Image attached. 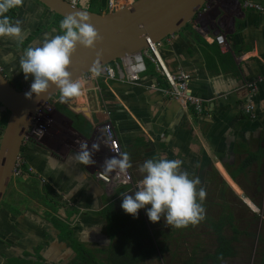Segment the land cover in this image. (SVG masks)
<instances>
[{
  "label": "crops",
  "instance_id": "obj_1",
  "mask_svg": "<svg viewBox=\"0 0 264 264\" xmlns=\"http://www.w3.org/2000/svg\"><path fill=\"white\" fill-rule=\"evenodd\" d=\"M80 1L87 9L94 6V2H99V12L107 11L106 0ZM247 1L261 9L246 8L242 0H213L196 22L182 33L165 39L158 47L169 71L186 75L191 96L203 102L201 115L195 114L191 108H181L175 100L167 98L159 90L164 88V83L144 57L146 73L134 84L101 78L97 82H87L83 78L86 83L82 95L73 98L82 107L71 109L77 121L72 119V122H68H71V127L77 122L76 129L82 134L77 132L79 142L85 148L91 146V153H94L96 148L92 146V139H95L98 148L94 154L98 160H104L109 149L99 130L109 124L115 133L119 153H127L131 160L135 159L134 162L146 160L148 154L155 152L159 145L163 148L160 155L183 161V171L188 162L194 167L198 165V173L208 172L212 170V165L215 168L218 163L226 173V170L233 172L236 164L247 161L257 164L252 162V156L259 155V150L264 148V0ZM95 6L98 7L97 4ZM216 32L224 36L226 51L215 43ZM38 44L37 41L35 45ZM13 53L1 54L0 64L7 67L11 64L15 69L17 62L13 61L16 57ZM5 57L8 59L5 60ZM117 66H121L124 72L122 64L118 63ZM113 69L116 70L114 66ZM6 70L12 71L10 68ZM11 77L17 82L18 75L12 73ZM249 108L252 111L249 112ZM90 126L92 133L84 139L83 135L88 133ZM53 135L57 138L55 145L58 149L72 147L69 141L61 142L63 140L57 133ZM250 145L254 146L255 152ZM46 161L42 159V171L57 196L51 199L53 205L49 204L52 207L49 211L60 210L58 214L76 211L89 213L79 222V226L83 230L88 225V228L96 229L97 217L102 215L98 210L107 203L112 205V202L102 195L93 180L85 178L76 161L72 164L56 163L51 169L47 168ZM224 178L233 185L227 175ZM131 187L123 190L129 191ZM101 188L104 189L103 185ZM49 213L45 217L47 221L51 215ZM109 214L110 218L114 216L112 212ZM106 218L104 216L103 219L107 221ZM4 220L12 222L13 218L6 214L0 222ZM92 220L96 222L95 225ZM19 223L18 236L23 238L28 250L33 248L35 239L38 242L40 238L44 240V234L49 229L43 216L38 214L26 213L20 217ZM4 224L11 225L10 221ZM29 234H34L31 243ZM85 236H78L80 243H96L97 247L93 231ZM50 248L54 250L51 256L54 259L50 260L60 259V262L65 259L67 249L64 244L56 245L55 242ZM46 253L48 258L50 252ZM56 256H59L58 259Z\"/></svg>",
  "mask_w": 264,
  "mask_h": 264
},
{
  "label": "rangeland",
  "instance_id": "obj_2",
  "mask_svg": "<svg viewBox=\"0 0 264 264\" xmlns=\"http://www.w3.org/2000/svg\"><path fill=\"white\" fill-rule=\"evenodd\" d=\"M95 4H97L98 7H96ZM14 7H16V11L14 12V18L11 23L15 24L17 21L20 22L22 39L0 36V55L2 54L5 56L14 52L13 54L16 57L13 61H15V63L17 62V65H13H16L15 69L11 64H8L10 67L2 66V68H10L12 70L8 71L6 76L12 81L13 85L16 83V79L11 76L12 73H15L18 75V82L24 87L30 82L31 76L28 80H25L24 73L20 71L19 60L24 51H21L19 42L25 40L36 26H47L49 22L48 17L45 15L46 9L41 8L34 0H22L21 4ZM98 9L99 2H94V6L88 8V10L93 12H99ZM101 9H104V7ZM3 15L7 16L6 12ZM0 19H2V17H0ZM51 31L52 30H43L41 34L43 37H37L32 41V44L35 45V40L37 39L40 44L45 36L50 37L51 34H55V32ZM57 33L60 34L59 32ZM59 95L60 94L49 102L47 109L44 110L42 108L32 120L24 140L23 151L20 155L19 166L15 175L17 178L12 180L4 201L7 206L11 205L20 209L25 205V207L35 210V205L37 213H49V205H47L48 207L45 206L44 198L51 201V199H55L57 196L52 189V185H49L50 182L47 176L42 171V159L48 160L46 161L48 169L55 167L56 163L60 164L62 162V164H72L73 161H76L77 166L80 167L85 178H87V180H93L102 195H104L107 200L113 202L111 212L114 216L109 220V224L108 221L98 216L97 226H94L96 229L93 227L88 228V225L83 230L79 226V222L81 221L77 215L79 211H76V220L71 225V227H74V238L76 240L78 236L84 238L86 237L85 235L88 236V234L93 231L94 236L97 238V247H95L96 243L80 244V242L76 246L74 238L72 235H69L67 241L70 245L69 243L67 244L70 248L75 247L77 252L67 247L64 256L65 259H61L62 261L60 262L52 260L51 264H71V261L76 257L79 258L77 264H110L109 262L112 261L110 256L118 259V264H122L119 258H125V264H214L213 260L208 259V257L214 254L217 247L212 225L216 223L219 218L228 215L231 216V222L223 224L222 235H224L226 241H229L231 255L233 256L224 257L217 264H261L264 258V148H262V150L260 149L259 155L255 156L257 160L254 159V156L252 158V161L254 160L253 162L258 163H252L250 167H245L244 171L234 180L230 176L231 170H226V173L224 168L218 165L219 163L215 168L212 165V170L208 172L201 171L199 173L198 165H195L197 167L196 169L194 165L192 166L189 165V162L187 163L188 165L185 171L189 174V178H202L200 184L197 185V189L199 190L200 187H203L206 191L205 198L202 201L198 199V202L202 204L204 209L203 219L198 223L176 228L166 225L163 216L158 222H152L146 214L147 209L150 208L151 205H147L145 208L138 210L136 216L129 214L131 218L128 220L124 218L128 215L121 207L123 200L121 193L127 192L128 195L131 193V195L134 196V190H136L138 182L143 178V174L139 172V166L142 165L145 160H141V162L136 160V162H134L135 159H130L132 167L127 170L131 181L130 183L128 182V184L124 186V184L119 183L121 180H115L114 177L116 172L119 171L116 170L112 173H106L102 165L105 158L113 156L118 157L120 153H118V155H112L109 151V153L107 152V154H105L104 160H98L94 154L97 152L98 148L95 139H92V146H96V152L94 151V153H91V146L85 148V145L79 142L77 136L78 133L81 134L76 129L77 122L72 127L70 125L72 119L77 121V117L73 114L74 112H72L71 109L74 110L76 106L82 107V105H80L76 99H71L67 103L60 102ZM0 117L6 121L7 113L1 108ZM36 120H39V122L36 123ZM69 121H71L70 124L68 123ZM37 126L42 127L45 131L43 130L39 133L40 130ZM49 126L51 128H48ZM99 131L103 133L102 129ZM54 133H57V136L63 141H69L72 145V147L66 146L65 151L69 149L68 152L61 151L58 155L55 154L57 138L54 137ZM91 133L92 127L90 126L88 133L83 135V138H89ZM1 134L2 131L0 132V136ZM250 146L252 151L255 152L256 149L254 146ZM83 150L90 152L92 159L95 161L94 164L86 166L79 163L74 158L77 153ZM161 151H163V148L157 145L155 152H153L154 154H148L149 156L147 159L165 158V155H160ZM35 157L41 160L32 159ZM236 165L233 166L232 171L241 168L243 163ZM84 167L85 171L83 170ZM183 167L185 166L182 164L181 168ZM213 171L216 174H214ZM221 174L223 177L227 175L235 185H231L229 181L226 180L227 178H223ZM98 175L106 176L109 183L104 184L103 181L98 179ZM214 175H216L218 179L214 177ZM224 179L235 191L251 202L254 207L251 209L254 212L250 211L251 209L230 189ZM220 182H223L224 186H222ZM132 183H134V187ZM101 185H103L104 189L101 188ZM126 187H131L132 189L124 191L123 189ZM16 190L18 191L15 192ZM45 202L48 204L47 201ZM5 203H2L0 209L5 206ZM57 205L58 204H56V207ZM9 209L10 214H12L11 208ZM12 210L15 211V208ZM3 214L6 213L4 212ZM73 215L72 213L68 214V216H71L70 219L74 218L75 215ZM106 216L111 217L109 213H107ZM114 219L122 221L120 226L113 222ZM135 220H142L144 223L142 226L137 225ZM85 221L87 220L85 219ZM93 221L94 220H92V224L95 225L97 222L96 219V222ZM8 226L10 225H7V230H9ZM79 231L81 232L79 233ZM233 231L236 232L233 233ZM46 251L50 252L48 258L54 259L51 258L54 250L51 248L48 249L47 247ZM104 251L105 253H103ZM58 257L59 256H56V259H58ZM106 259H109V262L106 261ZM50 261L51 260H49V263ZM4 262L5 264H9L7 259ZM36 264L39 263L37 262Z\"/></svg>",
  "mask_w": 264,
  "mask_h": 264
},
{
  "label": "clouds",
  "instance_id": "obj_3",
  "mask_svg": "<svg viewBox=\"0 0 264 264\" xmlns=\"http://www.w3.org/2000/svg\"><path fill=\"white\" fill-rule=\"evenodd\" d=\"M21 2L22 0H0V17H3L0 19V36L22 39L20 22L17 21L12 24L3 15L10 8L21 4ZM129 2L131 0H128ZM242 2L244 4L245 1L242 0ZM245 7L261 9L260 6L255 5ZM204 8L200 11V14L204 11ZM60 29L62 34L52 37L45 36L40 44L27 47L19 60V68L24 73L25 80H28L30 76L32 77L30 90L25 93L28 99H32L33 94L38 99L42 94H46L52 86L58 89L60 93L59 100L63 103L82 95L86 82L83 79L72 78V73L68 71L71 56L77 45L95 50L96 43L101 37L91 24L89 16L81 12H76L62 19ZM219 35L222 34L220 32L214 34L215 38ZM100 56L101 54L97 52V59L91 69L95 77H99L103 71ZM135 57L138 56L127 58L133 59ZM140 58L144 60V56ZM7 59L8 57H5V60ZM118 63L120 62L114 64ZM144 64L146 67L145 61ZM226 86L224 85V87ZM74 158L86 166L95 163L87 150L80 151ZM182 163L183 161L179 159L164 157L146 159L139 166V172L143 174V178L138 182L137 188L134 190V196L128 195L127 192L121 193L123 197L122 209L127 214L136 216L138 210L151 205L146 214L152 222H158L163 216L166 225L176 228L198 223L203 219L204 214V209L198 199L202 201L206 196V191L203 187L197 189V185L200 184L199 178L190 179L189 174L181 169ZM102 167L106 173L118 170L120 173L126 174L132 164L127 153H120L118 157L105 158Z\"/></svg>",
  "mask_w": 264,
  "mask_h": 264
},
{
  "label": "water",
  "instance_id": "obj_4",
  "mask_svg": "<svg viewBox=\"0 0 264 264\" xmlns=\"http://www.w3.org/2000/svg\"><path fill=\"white\" fill-rule=\"evenodd\" d=\"M34 1L42 5L47 14L50 12L63 19L76 12L89 16L101 39L96 43L95 50L77 45L68 69L73 79H83L92 74L97 52L101 54L103 68L116 62L121 63L127 57H142L150 43L161 44L196 22L200 11L213 0H133L107 13L74 6L66 0ZM31 83L17 90L0 69V108L7 113L0 136V204L19 166L25 136L33 118L60 94L52 86L38 99L35 94L32 99H28L25 93L30 90Z\"/></svg>",
  "mask_w": 264,
  "mask_h": 264
},
{
  "label": "flooded vegetation",
  "instance_id": "obj_5",
  "mask_svg": "<svg viewBox=\"0 0 264 264\" xmlns=\"http://www.w3.org/2000/svg\"><path fill=\"white\" fill-rule=\"evenodd\" d=\"M37 5H39L41 8H44L42 5H40L38 3H37ZM6 14H7V12H6ZM45 15H46V17H48V22H49V19L51 20V18H52L51 17V13L49 12L47 14V10H46L45 11ZM36 28H40V27L36 26L35 29ZM35 29H33L32 32L28 34L26 39L28 37H30V36H33L34 39H35V37L37 38L39 36H40V38L43 37V35H41L43 33V29H41V31L37 33V36H34ZM25 40H22L21 42H19V46L21 48V51L22 50L24 51L31 44V43H29V44L24 45ZM0 69H1V72L6 76L8 71L7 70L5 71V69L2 68V65H0ZM6 78L12 84V81L7 76H6ZM31 79H32V77H31ZM15 84H16V87H15ZM15 84L14 85L12 84V86L15 89H17V90L23 89L25 86H27V84H26L24 87H21V85L18 82V80H17V82ZM1 120H3V119L0 117V132L4 128L3 126H1ZM61 142H65V141H61ZM65 149H66V147L65 148L61 147L60 149H58L56 147V151H55L56 153L55 154L58 155V153H61V151H65ZM68 151H69V149L66 150L65 152H68ZM15 175H16V173L14 174L12 180L17 178V176L15 177ZM222 177H223V175H222ZM12 180H11V182H12ZM11 182H10V184H11ZM10 184H9V186H10ZM232 184H234V183L232 182ZM9 186H8L6 192H5V196H4L3 201H2L3 204L5 203L4 200H5V197L7 196V192H8ZM17 191L18 190H16L15 192H17ZM232 191L237 196H239L242 199V201L246 204V206L248 208H250V209L254 208L252 206L251 202L247 198H245L244 196H241L240 193H238L234 189ZM45 201H47L48 204H46ZM2 203L0 204V207H1ZM44 204H45L46 207H48L47 205H49L51 203H50V201H48V199L44 198ZM112 206H113V202H112V205L108 204V203L105 204V205H102V208L100 210H98V213H102V215H100V216L103 217V218L105 216V218H106V214L107 213H111V211L109 212V210H111ZM22 207L20 209V208H16L15 206H11V205L7 206V204L5 203V206H3L0 209V212H1L0 213V219L3 217V215H6L7 212H8L7 216H10V217L13 218L12 222H11V220H9L10 224H11L10 226H8L9 230H7V225L8 224H4V223H9V221L4 220L3 221L4 223L0 222V224H1V226H0L1 227V229H0L1 230L0 231V245H1L0 246V262H1V264H5L4 261L6 259L8 260L9 264H11V263L12 264H27L29 262H32L34 264H36L37 262L39 264H51L52 260L49 263L50 259L49 258L46 259V255H47L46 248L48 247V249H49L50 247H52L53 243H55V242H56V245L64 244L66 246V249H67V247H69L68 244H67V243H69L67 241V238L69 237V235H72V237L74 238V232H73L74 227H71V225L76 220L75 213H72V214L75 215V216L73 215L74 218L70 219L71 216H68V214L69 213L71 214V212H67L66 213L65 211H62V212H65V213H63V214L59 213L58 214L57 210L56 211L52 210L54 212H52L53 214L51 212L49 213V215L50 214L51 215L49 217V220L47 221L45 217H47L46 214H48V213H45V212L37 213L35 205H34L35 210L30 209L28 207H25V205H24L23 208ZM9 208H11L12 214H10V209ZM13 208H15V211L12 210ZM49 208H52V207L49 206ZM53 209H55V208H53ZM250 211H253V210L251 209ZM4 212L6 214H3ZM26 213H30V214H33V215L38 214L39 216H43L44 221H46V223L49 226V229H47L46 233L44 234V240L42 238H40L39 242L36 239L33 241L34 234H29L28 235L29 242L31 243L33 241V243H34L33 248L30 249V250L27 249V246L24 243L23 238L21 236H18L19 232H20L19 226H21V224L19 223V219H20L21 216L25 215ZM92 214H95V213H92ZM77 215L82 220L83 218H86L87 216H89V213L80 211ZM81 231H79V232H81ZM62 238H65V240L61 241ZM74 240H75V244H79L78 238H77V240L74 238ZM39 245L41 246V248H39ZM69 245H70V243H69ZM38 255L40 257H38ZM11 257H13V258H11ZM59 260H57V261H59ZM54 261H56V260H54Z\"/></svg>",
  "mask_w": 264,
  "mask_h": 264
},
{
  "label": "built area",
  "instance_id": "obj_6",
  "mask_svg": "<svg viewBox=\"0 0 264 264\" xmlns=\"http://www.w3.org/2000/svg\"><path fill=\"white\" fill-rule=\"evenodd\" d=\"M71 5H83L80 0H66ZM244 5L247 7H252L251 4L244 0ZM128 3V0H107L106 9L108 12L114 11L118 8H121L123 5ZM81 6V7H82ZM215 42L221 50L226 51L227 45L225 43V38L222 35H219L215 38ZM160 44L152 45L149 44L148 49L145 52L144 57L152 64L156 74L160 77V79L164 83V88L159 89L167 98L175 100L181 108L187 109L191 108L195 114L201 115L203 113V102L195 97H192L190 91L187 86V77L184 73H171L161 58L159 54L158 47ZM120 64H122L124 72L122 71L121 66H117L114 64L113 66H105L103 68L102 74L99 77H95L93 74L85 77L86 81L97 82L98 79H103L106 81H117L119 83L126 82L127 84L136 83L140 76L146 72V67L144 64V60L138 56V59L126 58ZM252 111L249 108V112ZM102 135L104 139V143L107 144V147L112 155H118V143L116 140L115 133L111 127V125L107 124L102 127ZM28 133V131H27ZM26 137V136H25ZM99 176V175H98ZM115 180H121V182L125 185L130 183L129 174H122L120 172H116L114 177ZM100 180L104 182V184H108L109 181L100 176Z\"/></svg>",
  "mask_w": 264,
  "mask_h": 264
},
{
  "label": "trees",
  "instance_id": "obj_7",
  "mask_svg": "<svg viewBox=\"0 0 264 264\" xmlns=\"http://www.w3.org/2000/svg\"><path fill=\"white\" fill-rule=\"evenodd\" d=\"M16 11V7H12V8H10L8 11H7V18L9 19V21L11 22L12 21V19L14 18V12ZM51 20L49 19V24L47 25V26H40V28H36L35 29V31H34V36H37V33L38 32H40L41 31V29H43V30H47V31H50V30H52L51 32H55V34L53 33V34H51V36L50 37H52V36H55L56 35V33L57 32H59L60 34H62V32H61V29H60V21L63 19V18H61L60 16H58V15H56V14H53V13H51ZM58 34V33H57ZM35 39H36V37H35ZM34 40V37L33 36H30V37H28L26 40H25V42H24V45H26V44H29V43H32V41ZM36 42L35 43H37V41L38 40H35ZM1 65V64H0ZM5 71H6V69H5ZM5 120H1V126H3L4 127V125H5ZM252 158H253V156H252ZM254 159H256V157L254 156ZM254 161V160H253ZM252 161V162H253ZM251 165V163H250V161H247V162H245V163H243V166L241 167V168H238L236 171H233V172H231L230 173V176H231V178L234 180L239 174H241L243 171H244V168L245 167H248V166H250ZM214 174H216L215 172H214ZM214 177H216L217 178V176L216 175H214ZM218 179V178H217ZM220 184L222 185V186H224V183L223 182H220ZM124 218H127L128 220L131 218V217H124ZM133 218V217H132ZM107 219V221H108V224H109V220L111 219L110 217H108V218H106ZM136 222H137V225H143V221L142 220H135ZM113 222L116 224V225H118V226H120V224L122 223V221H120V220H117V219H114L113 220ZM231 222V216L230 215H228V216H224V217H222V218H219L217 221H216V223H213V225H212V230H213V234L215 235V241L217 242V247H216V249H215V251H214V254L213 255H211L210 257H208V259H211V260H213V263L214 264H217L218 262H220L224 257H228V256H233V255H231V249H230V247H229V241H226L225 240V237H224V235H222V228H223V224L224 223H230ZM236 231H233V233H235ZM64 233V232H63ZM65 234V233H64ZM63 240H65V238H62V240L61 241H63ZM76 246H77V244H75ZM75 245H73V246H75ZM69 248V247H68ZM69 249H73L72 251H76V248L75 247H72V248H69ZM77 252V251H76ZM103 253H105V251L103 252ZM143 254V253H142ZM37 255V254H36ZM38 257H40L39 255H38ZM110 258H111V260L112 261H110L109 262V259L107 260L106 259V261H108L110 264H118V262H117V260L118 259H116V258H113V257H111L110 256ZM120 259V261H121V263L122 264H125V258H119ZM77 262H79V258L78 257H76V258H74L72 261H71V264H77ZM261 264H264V258L262 259V261H261Z\"/></svg>",
  "mask_w": 264,
  "mask_h": 264
},
{
  "label": "bare ground",
  "instance_id": "obj_8",
  "mask_svg": "<svg viewBox=\"0 0 264 264\" xmlns=\"http://www.w3.org/2000/svg\"><path fill=\"white\" fill-rule=\"evenodd\" d=\"M135 58L138 59V57H135ZM47 108H48V105H46V106L43 107L44 110L47 109ZM41 109H42V108H41ZM40 111H41V110H40ZM40 111H39V112H40ZM37 122H39V120H36V123H37ZM37 128L40 130L39 133H41L43 130L45 131V129H43L42 127L37 126ZM48 128H51V127L49 126ZM222 170H223V169H222ZM100 176L106 178V176L99 175V176H98V179H99V180H100ZM106 179H108V178H106Z\"/></svg>",
  "mask_w": 264,
  "mask_h": 264
}]
</instances>
